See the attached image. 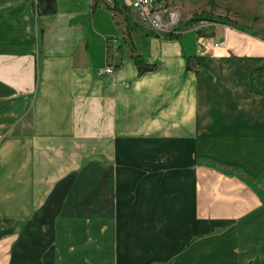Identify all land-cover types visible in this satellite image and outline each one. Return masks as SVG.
Wrapping results in <instances>:
<instances>
[{
	"label": "crops",
	"instance_id": "1",
	"mask_svg": "<svg viewBox=\"0 0 264 264\" xmlns=\"http://www.w3.org/2000/svg\"><path fill=\"white\" fill-rule=\"evenodd\" d=\"M172 1L259 35L0 0V264H264V0Z\"/></svg>",
	"mask_w": 264,
	"mask_h": 264
},
{
	"label": "built area",
	"instance_id": "2",
	"mask_svg": "<svg viewBox=\"0 0 264 264\" xmlns=\"http://www.w3.org/2000/svg\"><path fill=\"white\" fill-rule=\"evenodd\" d=\"M66 1V0H61ZM78 1V0H76ZM92 7L102 6L112 13H121L129 23L151 35L178 34V27L182 20L181 8L172 0H87ZM212 21L196 23L194 32L214 27ZM224 42L214 44V47H223ZM111 67L104 70L109 75Z\"/></svg>",
	"mask_w": 264,
	"mask_h": 264
},
{
	"label": "trees",
	"instance_id": "3",
	"mask_svg": "<svg viewBox=\"0 0 264 264\" xmlns=\"http://www.w3.org/2000/svg\"><path fill=\"white\" fill-rule=\"evenodd\" d=\"M256 20V19H254ZM200 21H212L214 23H219V24H224V25H232L234 27L239 28L242 31L247 32L248 34L252 35V36H257L259 35V32L257 31H253L248 27H238L236 25V23L231 22L229 19L227 18H214L211 16H207L203 13L200 14H193L190 18V20L186 23L187 25H192V24H196ZM126 26H127V30L126 32V37H125V42H127L128 39H130V33L128 30L129 29V21L126 20ZM207 30H201L198 31L197 34L199 36H202V34L204 35L205 32ZM264 40V39H263ZM130 52H131V58L133 60V63L136 67L137 70V74L138 75H142L148 72H152L156 69L155 65H150V64H145L141 58L135 53V49L133 48V46L130 48ZM250 86L252 89L256 90V91H260V92H264V77L262 75V70H257L251 77H250Z\"/></svg>",
	"mask_w": 264,
	"mask_h": 264
},
{
	"label": "rangeland",
	"instance_id": "4",
	"mask_svg": "<svg viewBox=\"0 0 264 264\" xmlns=\"http://www.w3.org/2000/svg\"><path fill=\"white\" fill-rule=\"evenodd\" d=\"M188 13H189V18H186V19L183 18V20H181V22H180V26L178 27L179 34H180L181 31H184L186 29L194 31V27H195L196 24H192V25H187L186 24L190 20V17L193 14H197L198 15L200 13H203V14H205L207 16H211V17H214V18H218V17L219 18H228V17H230L228 14H226L224 12L215 11L213 9V7H211V6H210V10H208V11H206L204 9H201V10L189 11ZM109 14H110V12L108 10H106L105 8H101L98 11L97 15L95 16L96 24H94V25H96V26L94 28L97 29L100 24H102L105 21H108L109 20V16H110ZM250 21L251 20L239 19L238 22H240L244 26L246 25V26H248V28L252 29V25H251ZM131 34H132V36L134 38V42H136L139 50H143V48L145 46L144 35L139 30H133ZM54 245H55V243H54ZM54 245L53 244H49L48 246H46V248L44 249V252H43L44 256H47V255L50 256L51 252H52V255H53V252L55 251L54 252V257H57L58 254L61 253L62 250H66L65 247H61V246L56 247ZM76 247H78V246H76ZM55 248H58L59 252H57L55 250Z\"/></svg>",
	"mask_w": 264,
	"mask_h": 264
}]
</instances>
